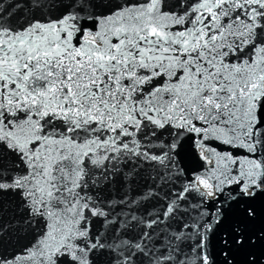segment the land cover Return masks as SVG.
Segmentation results:
<instances>
[{"label": "snow or ice", "instance_id": "1", "mask_svg": "<svg viewBox=\"0 0 264 264\" xmlns=\"http://www.w3.org/2000/svg\"><path fill=\"white\" fill-rule=\"evenodd\" d=\"M0 264H264V0H0Z\"/></svg>", "mask_w": 264, "mask_h": 264}, {"label": "water", "instance_id": "2", "mask_svg": "<svg viewBox=\"0 0 264 264\" xmlns=\"http://www.w3.org/2000/svg\"><path fill=\"white\" fill-rule=\"evenodd\" d=\"M213 146H218L215 143H213ZM222 147V146H219ZM199 153H200V149L195 148L191 141H189L184 148V158L188 164V166L190 168L192 167H199V168H203L204 167V162L200 160L199 158ZM195 195V194H194Z\"/></svg>", "mask_w": 264, "mask_h": 264}]
</instances>
